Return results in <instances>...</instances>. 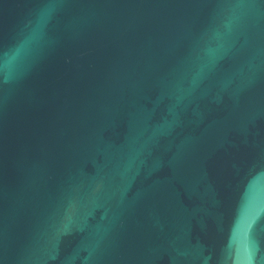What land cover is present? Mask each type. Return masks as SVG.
I'll return each mask as SVG.
<instances>
[{"label": "water", "instance_id": "1", "mask_svg": "<svg viewBox=\"0 0 264 264\" xmlns=\"http://www.w3.org/2000/svg\"><path fill=\"white\" fill-rule=\"evenodd\" d=\"M0 264H264V0H0Z\"/></svg>", "mask_w": 264, "mask_h": 264}]
</instances>
